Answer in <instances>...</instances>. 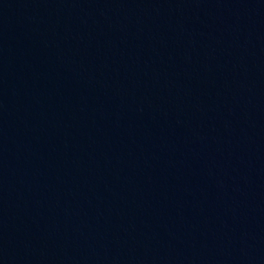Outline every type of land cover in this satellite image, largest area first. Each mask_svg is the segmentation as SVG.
<instances>
[{
  "label": "water",
  "instance_id": "obj_1",
  "mask_svg": "<svg viewBox=\"0 0 264 264\" xmlns=\"http://www.w3.org/2000/svg\"><path fill=\"white\" fill-rule=\"evenodd\" d=\"M0 264H264V0H0Z\"/></svg>",
  "mask_w": 264,
  "mask_h": 264
}]
</instances>
